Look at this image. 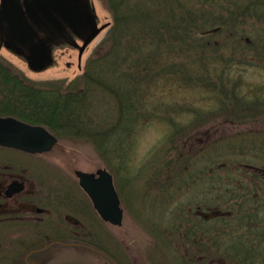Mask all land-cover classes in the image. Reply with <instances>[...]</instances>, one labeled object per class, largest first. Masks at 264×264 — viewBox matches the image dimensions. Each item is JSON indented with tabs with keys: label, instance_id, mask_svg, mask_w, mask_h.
<instances>
[{
	"label": "rangeland",
	"instance_id": "1",
	"mask_svg": "<svg viewBox=\"0 0 264 264\" xmlns=\"http://www.w3.org/2000/svg\"><path fill=\"white\" fill-rule=\"evenodd\" d=\"M91 2L100 25L112 21L109 0ZM259 7L263 8L259 15H263L264 2ZM259 18L264 19L258 16L243 19L246 24L241 32L247 36L246 40L259 30L264 32V20ZM108 30L86 48L80 68L79 50L71 46L55 49L54 63L42 72L32 71L24 58L5 47H0V54L14 75L26 84L68 86L70 91H85L86 82L81 76L91 60L98 53L102 54L99 50ZM231 76L239 80L244 102L235 99L227 102L229 96L220 95L219 90L216 94L192 84L164 83L163 89L161 87L150 97L149 108L153 112L145 121L134 124L132 132H126L128 140L122 149L126 151V160L122 167L118 152L109 155L84 137L55 134L58 138L56 145L48 152L35 155L0 148V159H19L24 162V176L39 180V188L47 196L43 197V203L56 196L51 201L55 204L61 201L57 196L62 195L72 209L84 208L82 218L87 225V236L82 241L73 237L66 241L83 242L84 247L51 245L36 254L34 261L32 257V264H110L109 260L114 257L119 264H210L211 261L212 264H236L232 260L237 261L235 255L241 256V253L234 250L246 246L245 242H251V247H255L253 253L264 258V222L262 233L257 232L252 222L257 216L247 219L253 224L251 232H244L238 222L239 215L232 216V221L202 222L207 224L204 227L212 226L208 232L198 230L202 227L198 225L197 229L195 224L198 218L200 220L198 210L212 212L214 209L195 208L200 200H208L204 188L195 186L197 172H194L200 168L223 174L233 171L237 177L242 175L238 184L223 186L224 192L236 190L229 194L237 197L226 194L222 199L231 197L247 201L248 208L252 206L251 200H259L263 217L258 215L264 219V178L253 179L260 175L256 172L258 168L264 169V61L243 67L242 73ZM102 79L108 77L103 74ZM118 81L119 78L116 83ZM108 86L91 83L92 97L88 108L91 110L81 114L88 125L101 130L115 123L119 113L118 103ZM4 98L9 97L4 95ZM257 101L263 102L257 104ZM210 157L215 159L209 163ZM99 168H107L114 176L124 209V221L120 227L104 222L78 185L75 170L95 172ZM253 213L250 209V214ZM194 229L198 231L194 232ZM28 231L31 232V228L27 225L24 232ZM49 231L56 234L53 228L43 230V233ZM182 234L189 236V240ZM178 241L186 242L193 251L182 252ZM255 241H258L257 246ZM196 242L201 244L203 251H209L205 250V257L195 250ZM48 243L50 241L44 244ZM256 256L248 259L249 263L264 264L263 259ZM3 262L6 259L0 264Z\"/></svg>",
	"mask_w": 264,
	"mask_h": 264
},
{
	"label": "trees",
	"instance_id": "2",
	"mask_svg": "<svg viewBox=\"0 0 264 264\" xmlns=\"http://www.w3.org/2000/svg\"><path fill=\"white\" fill-rule=\"evenodd\" d=\"M109 1L113 23L98 48L102 54L81 76L85 91L26 84L0 54V114L45 125L59 137L87 138L109 155L118 152L122 167L126 132L153 112L150 97L164 83L192 84L216 94L219 90L229 96L227 102L245 101L239 80L231 75L264 61V32L259 30L249 40L241 32L243 19L264 17L259 15L264 0ZM103 74L108 79L103 80ZM91 83L109 85L119 106L116 122L102 130L88 125L81 115L91 110Z\"/></svg>",
	"mask_w": 264,
	"mask_h": 264
},
{
	"label": "flooded vegetation",
	"instance_id": "3",
	"mask_svg": "<svg viewBox=\"0 0 264 264\" xmlns=\"http://www.w3.org/2000/svg\"><path fill=\"white\" fill-rule=\"evenodd\" d=\"M78 42L80 43V40H78ZM62 46L68 45L62 44L54 49H58ZM72 47L77 49L74 46ZM11 150L21 151L13 148ZM214 159L215 158L211 159L210 157L209 163ZM23 166L24 162H21L19 159H0V261L6 259V262H3L2 264H32L30 259L33 257L32 259L34 261V256L36 254L45 251L51 245L66 246V244H71L76 247H84L83 242H66L67 240H70L71 237H73L72 239L74 240L79 239L82 241L87 236V225L82 218L84 208L80 206L72 209L71 205L69 206L66 204L65 201L67 200L62 195L57 196L61 201L59 200V202L55 204H52L51 201L55 199L56 196H54V198L51 196L48 198V201L43 203V197L45 198L47 196L44 191L39 188V180H36L31 176H24ZM256 172L260 175L253 179L259 180V177L264 178V169L258 168ZM194 173H196L194 176L195 186L203 187L208 199L206 201L200 200L195 208H201L202 206L214 208L212 212L198 210L199 214H197L199 215L200 220L198 218V221H196L198 224H195L197 225V229L199 226L202 227L198 230L203 229V231L206 232L211 230L212 226L204 227L207 224L202 222L217 219L222 221L231 219L230 221H232V216L239 215L238 222L244 229V232H251L255 228L257 232L262 233L261 230L264 219L259 216L262 215L263 217V207L259 206L261 201L257 200L254 202L251 200L252 206L248 208L245 205L247 201L243 202L237 198H231L237 197L236 194H229L236 190L230 189L224 192L223 186L227 187L229 185L233 186L234 184H238L237 180H239L242 175L237 177L233 171H228L226 174H223L213 169L204 168L196 169ZM226 194H229L231 197L222 199L223 195ZM226 207L229 209L226 211L222 210ZM250 209H253V214H250ZM252 216H257V218L252 219L254 228H251V225L253 226V224L249 223L251 220H247ZM27 225L31 228V232L28 231L30 234L24 232L25 226ZM48 228H53V230L56 231V234H51L52 232L50 231L48 234H44L43 230L45 231ZM197 229H194L193 231L197 232ZM186 234H182V236L187 237ZM191 235L195 234L191 233ZM189 238L190 237L188 236L187 239L189 240ZM45 241H50V243L45 245ZM42 243L44 246L40 247L39 245ZM245 243L246 245L248 244V242ZM257 244L258 243H256V246ZM178 245L182 252H189V249L193 251L192 248H189L188 245H186V242L181 241ZM200 245L196 242L195 250L203 254L205 257L204 252L206 249L203 251ZM249 245L251 246L253 244L250 242ZM254 248L251 247V249L234 250L236 253H241V256L236 254L237 261L231 260L236 264H253L249 263L248 259L252 256H256L253 253L255 251ZM206 251L209 253L208 250ZM242 251H245V253ZM246 254H250L248 255L250 257L247 258ZM257 257L262 258L258 255L255 258ZM240 258L241 260H239ZM262 259L264 261V258ZM109 262H111L110 264H119V262L115 260V257L110 259ZM212 263L213 261L210 262V264Z\"/></svg>",
	"mask_w": 264,
	"mask_h": 264
},
{
	"label": "water",
	"instance_id": "4",
	"mask_svg": "<svg viewBox=\"0 0 264 264\" xmlns=\"http://www.w3.org/2000/svg\"><path fill=\"white\" fill-rule=\"evenodd\" d=\"M108 24L98 26L91 0H0V47L21 55L31 70L40 72L52 62V47L63 43L86 47ZM57 138L41 125L0 117V146L30 153L50 151ZM80 186L89 196L94 209L106 222L122 226L124 209L106 168L96 172L77 170Z\"/></svg>",
	"mask_w": 264,
	"mask_h": 264
},
{
	"label": "bare ground",
	"instance_id": "5",
	"mask_svg": "<svg viewBox=\"0 0 264 264\" xmlns=\"http://www.w3.org/2000/svg\"><path fill=\"white\" fill-rule=\"evenodd\" d=\"M112 23H113V19H112V21L110 22H107V23H105V24H108V26L104 29V30H106V29H110L111 28V26H112ZM105 24H103V25H105ZM104 30H102L101 32H100V34L104 31ZM99 34V35H100ZM98 35V36H99ZM97 36V37H98ZM96 37V38H97ZM82 44H84V41H82L81 42ZM92 43V42H91ZM90 43V44H91ZM78 44V43H77ZM58 45H55V46H53L52 47V50H53V53H52V57H53V62H52V64L54 63V48L55 47H57ZM77 45H74V47H76ZM89 46V45H88ZM87 46V47H88ZM2 47H4V46H2ZM80 47L81 46H78V47H76L78 50H79V54H78V57H79V68L81 67V59H80ZM86 47V48H87ZM6 48V47H5ZM7 49V48H6ZM76 49V50H77ZM10 51V50H9ZM86 51V49H84V51H83V53H82V55H81V58H82V56H83V54H84V52ZM12 52V51H11ZM12 53H14V52H12ZM14 54H16V53H14ZM16 55H18V54H16ZM18 56H20V57H22V58H24L23 56H21V55H18ZM24 60H25V58H24ZM26 61V60H25ZM27 62V61H26ZM28 64V63H27ZM51 64V65H52ZM50 65V66H51ZM29 66V65H28ZM49 66V67H50ZM48 67V68H49ZM30 68V67H29ZM48 68H46V69H48ZM33 71V70H32ZM35 72V71H34ZM40 72H42V71H40ZM0 117H3V118H7V117H11V118H14V119H17V120H20V121H22V122H25V123H27V124H29V125H41V126H43V127H45V128H47L45 125H42V124H34V123H31V122H29V121H27V120H25V119H22L21 117H19V116H16V115H13V114H10V113H7L6 115H1L0 114ZM0 148H2V149H8V150H11L12 148L11 147H7V146H0ZM18 150H20V149H18ZM20 152H22V153H26L27 155L28 154H33V153H30V152H26V151H23V150H21ZM256 243H258V241H255ZM250 245L249 244H247L246 246H244V247H241L239 250H244V249H251V246L249 247ZM235 248V247H234Z\"/></svg>",
	"mask_w": 264,
	"mask_h": 264
}]
</instances>
